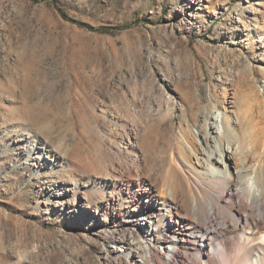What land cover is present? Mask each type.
<instances>
[{
	"label": "rangeland",
	"instance_id": "rangeland-1",
	"mask_svg": "<svg viewBox=\"0 0 264 264\" xmlns=\"http://www.w3.org/2000/svg\"><path fill=\"white\" fill-rule=\"evenodd\" d=\"M263 80L264 0H0V264H131L102 196L197 172L222 116L229 171L264 170Z\"/></svg>",
	"mask_w": 264,
	"mask_h": 264
},
{
	"label": "bare ground",
	"instance_id": "bare-ground-1",
	"mask_svg": "<svg viewBox=\"0 0 264 264\" xmlns=\"http://www.w3.org/2000/svg\"><path fill=\"white\" fill-rule=\"evenodd\" d=\"M215 121L214 134L198 129L202 143L194 158L197 172L170 151L148 183L126 180L130 192L118 198L122 203L102 196L99 209L111 205L113 216L129 215L118 223L129 230L119 234L112 251L125 252L131 264H264V170L233 166L231 173L236 149L229 140L223 146L229 136L225 117ZM184 136L188 142L190 131ZM140 146L147 158L149 146ZM197 174L206 178V186ZM66 182L62 192L70 190L71 182ZM80 198L86 208L92 207L85 194Z\"/></svg>",
	"mask_w": 264,
	"mask_h": 264
}]
</instances>
